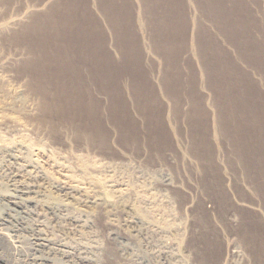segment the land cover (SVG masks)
<instances>
[{
  "label": "rangeland",
  "instance_id": "1",
  "mask_svg": "<svg viewBox=\"0 0 264 264\" xmlns=\"http://www.w3.org/2000/svg\"><path fill=\"white\" fill-rule=\"evenodd\" d=\"M72 1L0 0V258L264 264V0H113L112 29L81 0L110 59L80 92L43 38Z\"/></svg>",
  "mask_w": 264,
  "mask_h": 264
},
{
  "label": "bare ground",
  "instance_id": "2",
  "mask_svg": "<svg viewBox=\"0 0 264 264\" xmlns=\"http://www.w3.org/2000/svg\"><path fill=\"white\" fill-rule=\"evenodd\" d=\"M139 1L142 2V0H136L135 2H139ZM49 2H51V0H46V2L42 3L43 4L42 6H47V4H49ZM130 2H131V0H130ZM86 3L85 2L82 3L81 0H80V2H79V0H73L72 2H68L67 4L62 3V2L55 3L52 6L53 8L51 9V12L49 15L50 21H49L47 27L43 31L44 40L47 42H50V45H52V47H53L52 51L55 54L54 56L52 55L51 57L48 58L50 66L52 68L54 67L56 69V71H58V75H61L63 77V80L66 83L76 85L77 89H79V92H80V87H82L81 82L84 79L89 84H91V83H93L94 80H96L97 74L98 75L100 74L101 76H103L101 78H105V79H106V76L108 75V70H106V69H107V66L109 63L108 61L110 59V55H109L110 51L108 52V50H107L109 45L107 47V41L108 40L106 38V34H107V32L110 31V28L112 29V27H111V25H112L111 16H114L115 12H116L115 2L113 0H109L103 8L97 9L98 12L104 16L105 21H107V23L110 27L109 28L108 25H106V27L109 28L108 29L109 31H107L105 34L104 31H102V29H101L102 27H100L98 25L96 17L93 13L94 11H92V9H90V7ZM80 4H82V7L79 6ZM122 4H124V1ZM138 4H140V3H138ZM124 6H126V5H121V7L119 6V8H117L116 14L118 16L121 13V8ZM138 17H139V15H138ZM12 21H10V22L7 21V23L5 22L1 26L8 27V25ZM107 23H105V24H107ZM111 42H112V40H111ZM110 65H111V61H110ZM84 86H85V84H84ZM86 88H88V86ZM79 98H80V103L82 106L81 112H84V107H85L84 102H83L81 97H79ZM90 108L92 109V106L90 105V101H89L88 103H86L85 112H87V110ZM88 113H91V111H88ZM5 147H6L5 145L3 147H0V151H3L5 149ZM36 165H37V163H36ZM40 172L43 174L44 171L42 169H40ZM44 175L46 177L47 176L51 177V175H48V171H45ZM65 180L68 183L67 184H66V182H64L65 184L63 183L64 184L62 186L63 190L66 191L68 194H71L72 197H76V193H77V189H78V183H77L78 181H76V179L73 178L70 174L66 175ZM21 190H24V189H21ZM17 192H18V190L16 191V193ZM148 193H150V192H148ZM17 194L20 195V192ZM15 196H16V194H15ZM137 196H139V195H137ZM143 196H144V194H143ZM141 197H142V194H141ZM73 199H75V198H73ZM16 202H18V199H17V201H15V203ZM108 202H109V200L106 201L107 204H108ZM155 203H156V201H155ZM13 204H14V202H13ZM18 205H19V203H18ZM137 206L138 205H136V208H137ZM142 207L141 208L138 207V211L146 219V214H147L146 211L148 208L146 210H144ZM145 208H146V206H145ZM150 216H151V212H150ZM149 218H151V217H149ZM38 237L41 240L43 239L41 234H38ZM41 240H39V241L41 242ZM41 244H42V242H41ZM260 244H261V242H260ZM262 244H263V242H262ZM262 250H264V249H262ZM260 252H261V250H260ZM45 259H49V258H45ZM0 264H22V261L19 260V258H18V260H16V261L14 260V261L9 262L8 259L5 260V259L0 258Z\"/></svg>",
  "mask_w": 264,
  "mask_h": 264
}]
</instances>
